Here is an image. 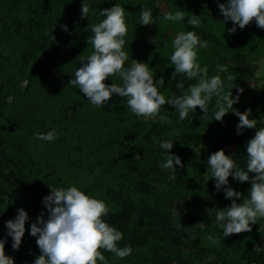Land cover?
Wrapping results in <instances>:
<instances>
[{
  "label": "rangeland",
  "instance_id": "obj_1",
  "mask_svg": "<svg viewBox=\"0 0 264 264\" xmlns=\"http://www.w3.org/2000/svg\"><path fill=\"white\" fill-rule=\"evenodd\" d=\"M109 1L0 0V144L16 162L13 170L26 177L33 190L16 199L11 214L6 204H0L4 223L0 239L7 240L5 255L15 264H34L41 253L30 228L42 212L47 219L43 198L51 188L76 186L106 202L110 214L122 211V202L115 194L124 192L134 206L149 204L175 223L187 218L203 222V228H197V239L188 240L183 228L140 226L135 214L124 229L137 238H146L145 244L132 248V254L124 259L112 253L107 264H264V251H255L257 245L264 248V219L252 225L251 232L224 237L215 212L207 214L209 208H225L232 202L225 199L223 189H215L208 157L223 149L234 159L238 153L236 142L239 140L246 148L251 139L234 138L233 112L226 114L222 122L201 120L203 111L197 107L180 120L178 111L166 104L160 115L171 122L164 123L159 116L137 117L128 107V98L116 94L104 107L97 108L78 87L69 84L77 68L94 51L87 40L93 35L92 26L105 18L98 4ZM84 2L89 12L81 19ZM218 3L227 0H113L111 7L119 4L125 8L126 62L130 66L132 60L148 64L154 70V80L163 76L165 85L160 92L166 99L180 94L176 81L171 79L175 71L170 60L172 41L189 29L187 18L166 21L164 15L182 10L200 17L201 25L196 28L215 35L221 45L206 40L208 47L198 48L199 63L208 66L209 77L221 76L225 91L234 84L233 98L239 88L244 89L233 108L241 113L250 109L249 118L257 120V131L264 127V29L257 41L250 38L244 44L238 25L235 33L228 32L233 22L224 21ZM142 7L151 9L153 24L140 25ZM60 25H67L68 31ZM84 41V47L74 49ZM231 46L240 50L234 53ZM218 64L227 66L228 72L218 73ZM229 74L234 77L232 81L227 79ZM177 80L183 81L186 88L195 83L182 74ZM105 83L122 85V80L109 77ZM215 104L213 97L208 105L209 116L216 111ZM53 129L57 138L51 142L34 138ZM165 140L173 141L168 154L179 156L184 165H174L176 173L160 167L166 162L167 152L160 147ZM229 186L248 198L242 183L232 176L224 187ZM19 208L28 213L29 220L21 246L13 250L5 223L16 217ZM209 235L218 237L219 244H211Z\"/></svg>",
  "mask_w": 264,
  "mask_h": 264
},
{
  "label": "clouds",
  "instance_id": "obj_2",
  "mask_svg": "<svg viewBox=\"0 0 264 264\" xmlns=\"http://www.w3.org/2000/svg\"><path fill=\"white\" fill-rule=\"evenodd\" d=\"M218 8L224 17V21H232L233 27L228 29L230 34L237 31L236 25L243 30L255 21L258 28L264 29V0H227V3H218ZM81 19L87 18L89 7L83 3ZM100 15L105 17L100 23L92 26V37L87 40L94 51L88 56L86 62H82L77 68L74 78L69 81L74 87H78L84 96L97 108H102L111 100L114 94L119 97H127V104L132 113L137 117H157L164 123L171 121L167 116L160 115V109L164 105H171L179 113V119L184 120L190 111L195 112L199 107L203 111L201 120L214 119L223 121L229 112L239 117L237 135H242L244 129H257V120L249 119L251 110L241 113L233 108L239 103L243 88L237 90L235 98L231 89L225 91L224 82L220 75L209 77L208 66L201 67L198 60V48H207L208 41H202L194 31L180 32L172 41L174 49L170 60L175 71L171 79L176 81V88L180 94H174L166 99L160 92L164 87L163 76L154 80V70L148 64L132 60L131 67H125L129 58V51L124 50L125 37L128 29L125 21V8L115 4L111 8L102 9ZM194 27L201 25L200 17L177 10L174 14L168 12L164 15L166 21H184ZM153 24L152 11L142 7L140 25ZM64 31H68L67 25H60ZM218 73H227L225 65H217ZM182 74L188 80H194L185 87L183 81L177 80V75ZM119 77L122 85L116 83L107 84L109 77ZM232 81L234 77L228 75ZM216 98V111L209 116V102ZM231 110V111H230ZM178 135V133H173ZM35 139L51 142L57 138L55 129L47 133H39ZM160 147L166 150V162L161 168L170 169L176 173L178 165L184 167L181 158L175 154L169 155L168 150L173 148V141L165 140ZM247 170L238 167L235 160L225 154L223 149L212 153L208 157V169L210 178L215 180V189H223L225 199L231 200V204L225 208H209L207 214L215 212L217 224L223 228L224 237L232 234L251 232L252 225L264 219V127L259 128L253 138L246 145ZM249 173L254 175L250 176ZM244 183L250 182L251 188L248 198L229 185V177ZM170 179H177L170 176ZM242 200V203H237ZM43 205L47 209V219L42 212L37 221L31 224L30 235L36 237V243L40 250L34 264H107L101 251L106 250L116 257L124 259L132 254L131 246L118 247V242L123 239V233L114 226L105 222L103 217L110 212L106 202L92 198L76 186L68 188H51L50 194L43 198ZM29 220L28 213L23 209H17L14 219L5 223L7 235L12 238L13 250H18L25 234V224ZM203 228V222L195 224ZM177 229L183 228L190 231L189 227H183L180 223ZM193 238H195L193 236ZM211 244L218 245L219 238L209 235ZM6 239H0V264H15L14 259L5 255ZM256 252L264 251L257 245Z\"/></svg>",
  "mask_w": 264,
  "mask_h": 264
},
{
  "label": "trees",
  "instance_id": "obj_3",
  "mask_svg": "<svg viewBox=\"0 0 264 264\" xmlns=\"http://www.w3.org/2000/svg\"><path fill=\"white\" fill-rule=\"evenodd\" d=\"M113 5V0H110L107 3L101 2L98 4L99 9H107L111 8ZM189 31H194L200 38L208 40L214 44L221 45L219 39L208 32L199 30L194 26H190L187 24ZM262 29L256 26V23L252 25L247 30H240V36L243 40V43H247L250 38L254 41H257L261 37ZM86 45V42L80 43L74 49H80ZM257 48V45L254 46L253 51ZM231 49L234 53L240 50V47L231 46ZM125 67H131L127 62H125ZM250 119V118H249ZM231 122L233 126L234 138L237 137H245L249 136L251 138L255 135V129H244L242 135H237V124L239 123V117L234 113L231 115ZM238 145V153L235 156L234 160L239 168L242 170H247V150L243 145L239 143V140L236 142ZM16 166V162L11 159L4 148H2L0 144V204L4 203L7 205V212L11 214V211L14 207H16V199L22 198L24 195H29L33 193L31 185L26 177L18 176L13 168ZM250 176L254 175L253 173H249ZM7 179V180H6ZM251 188L250 182L242 183V190L245 195L248 196ZM18 189V191H16ZM116 197L122 202L123 208L120 213L117 214H108L103 217L106 223L110 226H114L117 230L123 233V239L118 242V247L123 248L125 246H131V248H135L145 244L146 238H137L134 234H130L127 230L124 229L126 224H128L136 214L138 223L140 226L148 227V228H158L162 230L174 229L176 225L180 223L183 227H189L190 231H186L188 234V240L197 239V228L195 224L197 222L194 219L187 218L180 222H173L170 218H168L163 212L158 209L152 207L149 204H144L141 207L134 206L132 199L124 192H117ZM6 199V201H5ZM3 220L0 219V230L3 227ZM193 236L195 238H193ZM105 256V258H109L112 253L106 250H101ZM100 264V262H98Z\"/></svg>",
  "mask_w": 264,
  "mask_h": 264
}]
</instances>
